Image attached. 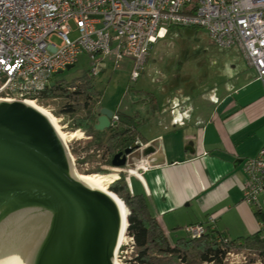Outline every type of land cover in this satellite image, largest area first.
I'll return each instance as SVG.
<instances>
[{
  "label": "built area",
  "instance_id": "1",
  "mask_svg": "<svg viewBox=\"0 0 264 264\" xmlns=\"http://www.w3.org/2000/svg\"><path fill=\"white\" fill-rule=\"evenodd\" d=\"M172 26L202 27L218 47L237 46L257 79L264 81V0H0V98L38 102L36 96L55 84L58 71L75 65L81 55L90 63L89 77L103 72L107 60L114 67L130 60V79L135 81L153 45ZM72 32L77 33L73 39ZM117 118L115 111L110 124ZM138 168L143 164L134 171ZM242 171L243 200L262 212L259 233L264 239V209L259 205L264 197V148L243 159ZM125 173L130 186V170ZM208 226L215 228L213 216L183 230L196 239ZM250 258L252 264H261L250 249H230L222 264H247Z\"/></svg>",
  "mask_w": 264,
  "mask_h": 264
},
{
  "label": "crops",
  "instance_id": "2",
  "mask_svg": "<svg viewBox=\"0 0 264 264\" xmlns=\"http://www.w3.org/2000/svg\"><path fill=\"white\" fill-rule=\"evenodd\" d=\"M239 52L242 65L226 80L217 69L209 75L205 72L197 83L199 92L189 89L182 102H177L180 91L167 98V104L175 100L191 108L193 98L200 95L194 99L201 104L186 111L188 124L181 118L182 111H165L177 121L171 127L181 124L177 128H184L183 150L178 151L171 140L164 146L155 144L158 133L146 140L141 137V149L129 155L119 171L130 170V192L144 197L171 245L179 237H188L184 226L205 223L209 216L214 217L215 228L230 239L259 231L262 212L243 200L242 161L264 148V81L257 79L255 69ZM158 96L154 95L157 103ZM147 148L150 151L144 154ZM139 164L144 168L134 171ZM259 205L264 209V197Z\"/></svg>",
  "mask_w": 264,
  "mask_h": 264
},
{
  "label": "water",
  "instance_id": "3",
  "mask_svg": "<svg viewBox=\"0 0 264 264\" xmlns=\"http://www.w3.org/2000/svg\"><path fill=\"white\" fill-rule=\"evenodd\" d=\"M23 101L0 100V264H112L116 204L78 179L47 118ZM112 113L97 111L94 129H108ZM140 149L133 142L111 165Z\"/></svg>",
  "mask_w": 264,
  "mask_h": 264
},
{
  "label": "rangeland",
  "instance_id": "4",
  "mask_svg": "<svg viewBox=\"0 0 264 264\" xmlns=\"http://www.w3.org/2000/svg\"><path fill=\"white\" fill-rule=\"evenodd\" d=\"M70 25L74 28L72 21ZM76 36L77 33L72 32L69 37L73 39ZM239 53L237 46L228 50L218 48L202 27L172 26L167 37L159 39L154 44L140 76L135 81L130 79L132 65L129 60H122L115 67L111 61L107 60V66L103 72L95 77H90L95 90L99 93L97 102L92 98L85 106L86 92H82V94H77L74 100L68 97H58L55 100L47 99L37 102V104L47 110L53 109L51 113L56 118L63 117L61 123L67 124L64 131L82 130V138L71 139L67 143V150L79 173L104 174L112 172L118 175L120 169L116 168V170L119 169L116 171L115 167L107 163L110 149L107 148L105 137L103 142L97 143L96 141L90 145L91 131L88 126L81 124V121L84 122L83 117L87 110L93 108V111L94 109L99 111L101 108H107L113 112L124 111L134 116L137 131L145 140L158 133L161 134L160 139L155 144L164 146V143L167 144L168 140H171L173 146L181 151L185 148L182 138L184 133L182 129L184 128H177L183 127L181 124L176 129L171 127L176 125L177 121H174L173 117L169 118L165 111H182L181 118L187 124L190 123L186 111L201 104L200 99H194L199 98L200 95L193 98L194 102L190 105L191 108L185 103L178 105L177 102H182L186 98L183 94H189V89L191 92H199L197 83H199L198 80L204 78L205 72L209 75L217 69L226 80V76H230L232 71L242 65L243 57ZM89 65L90 63L81 55L75 65L57 73L53 79L54 81L62 80L70 85L85 74L88 76ZM184 82H192L193 85ZM224 87L226 88V86ZM82 90L84 91L83 88ZM177 91L183 92L177 96V102L174 100L173 103L167 104V98L176 94ZM155 94L159 95L158 103L154 99ZM72 103L76 104L74 112L65 111L64 109ZM125 242L121 249L119 248L115 256L116 260L119 259V264H137L134 260L136 253L134 240L127 234ZM163 262L166 261L163 260Z\"/></svg>",
  "mask_w": 264,
  "mask_h": 264
},
{
  "label": "trees",
  "instance_id": "5",
  "mask_svg": "<svg viewBox=\"0 0 264 264\" xmlns=\"http://www.w3.org/2000/svg\"><path fill=\"white\" fill-rule=\"evenodd\" d=\"M74 83L76 85H73ZM73 86L75 87L74 91L68 89V87ZM82 92H86L85 106L92 98L97 102L99 93L86 74L70 85L62 80L55 81L53 86L41 92L36 98L38 102L58 97H68L74 100V97L77 94H82ZM75 107L76 104L72 103L64 110L71 113L74 112ZM117 114V120L103 131L94 129L97 111L95 109L93 111V108L87 110L83 117L84 122L81 121V124L88 126L91 131L92 141L90 145H93L96 141L97 143L103 142L105 137L107 148L110 149V157L107 159L109 165H111L113 155L119 149H124L136 141L142 142L140 133L135 126L134 116L120 110H117ZM126 176L125 172H119L116 180L108 186L107 192L114 194L118 202L121 204L123 202L122 205L128 210V226L125 235L128 234L134 239L136 248L134 260L137 264H222L226 250H242L244 248L256 252L261 264H264V239L260 237L259 231L246 237L230 239L216 228L212 229L208 226L207 232L203 236L196 239L179 237L175 240L174 245H171L163 229L149 212L144 197L141 194L130 192ZM256 211L260 214L259 210ZM220 237H227L229 242L224 244L219 241ZM163 260L166 262H163ZM253 260L254 258H250L247 264L252 263Z\"/></svg>",
  "mask_w": 264,
  "mask_h": 264
},
{
  "label": "bare ground",
  "instance_id": "6",
  "mask_svg": "<svg viewBox=\"0 0 264 264\" xmlns=\"http://www.w3.org/2000/svg\"><path fill=\"white\" fill-rule=\"evenodd\" d=\"M0 100L13 101L9 98H0ZM23 103L33 107L34 109L39 111L42 115H44L47 118V120L49 121V123L51 124V126L53 127V129L55 130V132L57 133L59 138L61 139V141H62V143L66 149L67 157H68L69 163L71 165V168L74 171V173L76 174V176L78 177V179L81 182L88 185L91 189L99 191V192L109 196L114 201V203L116 204V206L119 210L120 217H121L120 218L121 219V226H120V231H119V235L117 238L115 248L113 249V252L111 254V263L112 264H119L120 261H119V259L116 260L115 256L117 255L119 248L125 243V241L127 239V235H125V231H126V227H127L128 210L126 207H124L122 205L123 204L122 201H121L122 204L118 202V200L116 199L117 197L114 194H112L111 192L110 193L107 192L108 186L111 185L116 180L117 174L116 173H109V174L79 173L74 166L73 158H72L71 154L67 150V143L71 139L82 138L83 132L80 131V129H76L73 132H69V131L66 132V130L64 131L63 126L59 120V117L56 118L51 113L52 112L51 110L44 109L43 107L39 106L36 101H33L31 99H25L23 101Z\"/></svg>",
  "mask_w": 264,
  "mask_h": 264
},
{
  "label": "flooded vegetation",
  "instance_id": "7",
  "mask_svg": "<svg viewBox=\"0 0 264 264\" xmlns=\"http://www.w3.org/2000/svg\"><path fill=\"white\" fill-rule=\"evenodd\" d=\"M169 33V32H168ZM168 33H167V35H168ZM167 35L164 37V38H166L167 37ZM174 90H176V89H174ZM137 142V141H136ZM138 143V142H137ZM121 150H123V149H119V151H121ZM118 152V151H117Z\"/></svg>",
  "mask_w": 264,
  "mask_h": 264
}]
</instances>
